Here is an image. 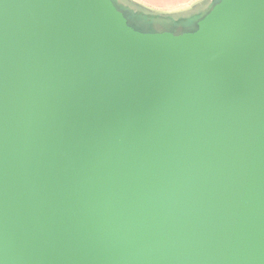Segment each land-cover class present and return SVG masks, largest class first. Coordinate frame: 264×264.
Wrapping results in <instances>:
<instances>
[{
  "label": "water",
  "instance_id": "water-1",
  "mask_svg": "<svg viewBox=\"0 0 264 264\" xmlns=\"http://www.w3.org/2000/svg\"><path fill=\"white\" fill-rule=\"evenodd\" d=\"M0 264H264V0H0Z\"/></svg>",
  "mask_w": 264,
  "mask_h": 264
},
{
  "label": "rangeland",
  "instance_id": "rangeland-1",
  "mask_svg": "<svg viewBox=\"0 0 264 264\" xmlns=\"http://www.w3.org/2000/svg\"><path fill=\"white\" fill-rule=\"evenodd\" d=\"M116 5L122 10L128 13L131 17L132 23L140 28L145 29H173L176 34H183L186 32H192L197 28L199 21H201L210 11L211 9L219 3L221 0H207L201 6H197L195 11L193 10L190 13L181 14L179 16L170 17L172 20H163L155 13H150L146 9L142 8L140 5L135 4L130 0H113ZM139 12H143L142 16L145 14L150 18L147 20H151L152 23H148L146 20H137V17L140 16ZM146 12V13H145ZM131 13L135 14L132 15ZM155 14V15H152ZM153 20V21H152ZM163 23L162 25L160 23ZM166 24H165V23ZM169 22V23H168ZM178 26L175 27L174 23Z\"/></svg>",
  "mask_w": 264,
  "mask_h": 264
},
{
  "label": "crops",
  "instance_id": "crops-1",
  "mask_svg": "<svg viewBox=\"0 0 264 264\" xmlns=\"http://www.w3.org/2000/svg\"><path fill=\"white\" fill-rule=\"evenodd\" d=\"M151 13L164 17H175L195 11L207 0H130Z\"/></svg>",
  "mask_w": 264,
  "mask_h": 264
},
{
  "label": "trees",
  "instance_id": "trees-1",
  "mask_svg": "<svg viewBox=\"0 0 264 264\" xmlns=\"http://www.w3.org/2000/svg\"><path fill=\"white\" fill-rule=\"evenodd\" d=\"M113 1V0H112ZM113 3L115 4V6L117 7V9L119 10V11H121L123 14H124V16L127 18V20H128V23H129V25L131 26V27H133L134 29H136V30H138V31H141V32H145V33H157V32H172V33H174L175 31H173V29H165V30H162V29H157V28H152V29H145V28H140V27H138V26H136V25H134L133 23H132V20H131V17H130V15L128 14V13H126L125 11H122L117 5H116V3L113 1ZM140 14H138V15H140V16H138L137 17V20H146V21H149L148 23H152L151 22V20H147V19H150L146 14H145V16H142V18H141V14H143V12L141 13V12H139ZM146 13V12H145ZM151 13V12H150ZM132 15H135V14H133V13H131ZM152 15H155V14H152ZM160 18H162L163 20H172L170 17H164V16H161V15H158ZM153 21V20H152ZM160 23V22H159ZM165 23V22H164ZM169 23V22H168ZM174 23V25H175V27L176 26H178L177 24H176V22H173ZM161 25L163 24V23H160ZM166 24V23H165ZM197 29V28H196ZM195 29V30H196ZM194 30V31H195ZM193 32V31H192ZM174 34H176V33H174Z\"/></svg>",
  "mask_w": 264,
  "mask_h": 264
}]
</instances>
